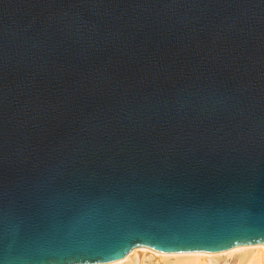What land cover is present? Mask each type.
Segmentation results:
<instances>
[{
	"label": "water",
	"instance_id": "95a60500",
	"mask_svg": "<svg viewBox=\"0 0 264 264\" xmlns=\"http://www.w3.org/2000/svg\"><path fill=\"white\" fill-rule=\"evenodd\" d=\"M150 244H264V0H0V264Z\"/></svg>",
	"mask_w": 264,
	"mask_h": 264
},
{
	"label": "bare ground",
	"instance_id": "6f19581e",
	"mask_svg": "<svg viewBox=\"0 0 264 264\" xmlns=\"http://www.w3.org/2000/svg\"><path fill=\"white\" fill-rule=\"evenodd\" d=\"M234 254H237L236 256H238V260L235 264H264V244L237 245L228 250L219 252H162L144 245H137L134 246L122 259L107 264H122L125 261H129L128 259H130L131 256H135V258H133L135 260L132 262L134 264H146L145 261L147 257L151 256H158L165 260L173 257L174 260H171V262L169 261L170 263L166 260L168 264H220L219 258L224 259L221 256H224L226 259ZM222 264L228 263L226 261Z\"/></svg>",
	"mask_w": 264,
	"mask_h": 264
},
{
	"label": "snow or ice",
	"instance_id": "6c2138e0",
	"mask_svg": "<svg viewBox=\"0 0 264 264\" xmlns=\"http://www.w3.org/2000/svg\"><path fill=\"white\" fill-rule=\"evenodd\" d=\"M138 242L144 243L141 240L138 241ZM244 242H251V241H244ZM131 246L132 245L129 244L120 254L122 255L125 251H127L128 247H131ZM150 246H152V247H158L155 244H150ZM158 248H160V250H162V251H173V252L193 251V250H197V249H204V250H207V251H215V250H218V248H216V247H167V248L166 247H158ZM107 259H110V258H107ZM91 260L98 261V260H102V259H91ZM66 264H76V262H74L72 260V261L66 262Z\"/></svg>",
	"mask_w": 264,
	"mask_h": 264
},
{
	"label": "rangeland",
	"instance_id": "374dc122",
	"mask_svg": "<svg viewBox=\"0 0 264 264\" xmlns=\"http://www.w3.org/2000/svg\"><path fill=\"white\" fill-rule=\"evenodd\" d=\"M234 255H235V257H234ZM234 255H231L230 257H228V256H226V257H228V258H226L225 259V257L224 256H221V257H223L224 259H222V258H219V261H220V264H222V263H225L226 261H227V263L228 264H230V263H232V264H235L236 262H237V257L238 256H236L237 254H234ZM152 257V256H151ZM151 257H147V259H146V261H145V263L146 264H166L167 262H171V260H174V258L173 257H170V258H172V259H166V260H168L167 262H166V260L165 259H162V258H159L158 256H153L152 258ZM133 258H135V256H131V258L130 259H128L129 261H125L124 263H122V264H131L132 262H134V260L135 259H133ZM149 258V259H148ZM131 260V261H130ZM156 260V261H155ZM165 260V261H164ZM225 262H224V261ZM164 261V262H163ZM232 261V262H231ZM169 262V263H170ZM107 263H109V262H107ZM107 263H100V264H107ZM97 264V263H96ZM132 264H134V263H132ZM168 264V263H167Z\"/></svg>",
	"mask_w": 264,
	"mask_h": 264
}]
</instances>
